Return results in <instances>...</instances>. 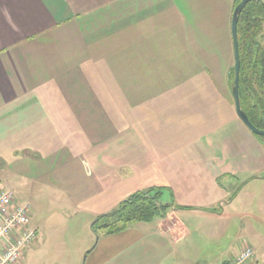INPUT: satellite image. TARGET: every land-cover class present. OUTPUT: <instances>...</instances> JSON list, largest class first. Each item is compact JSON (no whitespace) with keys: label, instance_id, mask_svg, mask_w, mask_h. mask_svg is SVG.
Listing matches in <instances>:
<instances>
[{"label":"crops","instance_id":"1","mask_svg":"<svg viewBox=\"0 0 264 264\" xmlns=\"http://www.w3.org/2000/svg\"><path fill=\"white\" fill-rule=\"evenodd\" d=\"M235 1L211 16L217 27H190L173 1L0 0V158L9 152L12 173L29 180L1 190L32 211L18 194L63 192L91 228L137 192L163 188L171 206L168 221L85 239L84 264H232L247 246L248 264H264V217L240 211L254 183L264 192V140L237 116L229 86ZM164 77L196 79L179 87L204 98L171 96L147 119L144 89Z\"/></svg>","mask_w":264,"mask_h":264},{"label":"rangeland","instance_id":"2","mask_svg":"<svg viewBox=\"0 0 264 264\" xmlns=\"http://www.w3.org/2000/svg\"><path fill=\"white\" fill-rule=\"evenodd\" d=\"M172 1L175 2L176 6L178 5V9L180 11H183V17L186 22H191L190 27L195 26V24L201 25L205 18H208L207 27H217L218 24L221 23V20H218L217 18L222 19L221 4L224 3V0H218L217 5L213 7L212 4H199V12L194 11L193 8V5L196 3V0H162L163 7H166ZM239 1L240 0H236L235 5H237V2ZM115 3V5H117L118 2L116 1ZM213 11L214 13H212ZM102 14H105V11L104 13L99 12L97 16L101 17ZM211 16H216L217 18H211ZM167 19L170 20L171 15H168ZM173 21L174 18H172V22ZM261 38L263 39V41L261 42L264 46V35L261 36L260 39ZM211 63L213 64L212 68L214 70V73H216V71L218 70V72L221 73L220 66L217 63L221 64L222 62L212 61ZM230 64L231 65H229V67H233L235 61L234 63L231 62ZM211 81L213 84H222L221 77L218 76L212 78ZM197 82L198 81L196 79L195 81L191 82L190 77H164L161 78V84L157 85V79H152L150 81V89H144V91L146 92L144 93L143 98L141 100L144 104L142 109L143 117L150 120L156 119V108L159 111L164 109L163 107L166 105V103H169V97L171 96L174 97L173 101L179 102H183L184 100L196 102L200 99H203V92L195 93V91H192L193 89H190L191 93L187 95L184 93L185 91L180 89V87H183L185 85H188L191 88L192 84L195 85V83ZM229 83V86L233 88L232 84L234 83V79L230 80ZM169 84H172L174 86ZM222 92L220 93V95H223ZM213 101H215V103L220 102L216 101L215 98L212 99L210 102ZM181 106L183 105H180V107ZM21 153L22 152H20V156H22ZM2 154L4 156L0 158V189L11 188L15 190V186L13 185L14 182L16 184H20L21 186H27L29 184L28 178L24 179L23 177L21 178V176L17 177L14 173H12L13 164L11 163V157L9 156V152L8 156H5L4 152H2ZM3 158L8 161V164L5 163L4 160H2ZM177 161H183L185 164L186 162L189 163L188 159L183 158V155H179ZM249 190L254 191L258 194L256 198L252 200L251 207H246L243 209V211H240L245 213L250 210V213L257 216L261 221L264 217V192L261 189L259 183H254L249 188ZM49 192L50 189H44L43 194H39L37 196V199L36 197L33 198L32 196H30L29 193H26V195L18 194L19 199L21 201H24V203H32V208H34L35 210L31 212L30 227L31 229H36L37 231H39V234L41 235V239H39L40 241H37L35 244H33L35 245L34 248L30 249V247H27L24 249L21 264H84L86 259V253L84 252V248L87 247V245L85 244V239L88 240L87 238L93 236L94 234L91 228V223L89 224L86 216L83 215V213L77 211L75 206L69 203V199L67 198L68 196H64L63 192L61 195L60 192H55V194H57L56 198L50 197V195L48 194ZM170 210L171 209L167 211L165 217L159 219L161 220V222L168 221L171 218L169 217L171 213ZM239 231L240 229L235 231L234 234L236 232L239 233ZM253 244L257 245V242L255 243L253 241Z\"/></svg>","mask_w":264,"mask_h":264},{"label":"trees","instance_id":"3","mask_svg":"<svg viewBox=\"0 0 264 264\" xmlns=\"http://www.w3.org/2000/svg\"><path fill=\"white\" fill-rule=\"evenodd\" d=\"M263 35L264 0H255L244 8L238 23L240 96L244 111L261 130H264V46L260 39ZM231 75L235 76L234 69ZM258 138L264 140V137ZM163 196V188L137 192L113 212L99 216L92 224L96 243L104 236L117 235L136 224L152 223L165 217L171 206L162 203Z\"/></svg>","mask_w":264,"mask_h":264},{"label":"built area","instance_id":"4","mask_svg":"<svg viewBox=\"0 0 264 264\" xmlns=\"http://www.w3.org/2000/svg\"><path fill=\"white\" fill-rule=\"evenodd\" d=\"M31 206L17 201L12 191L0 189V264H20L24 249L38 239L31 229ZM255 250L245 247L232 264H248Z\"/></svg>","mask_w":264,"mask_h":264},{"label":"water","instance_id":"5","mask_svg":"<svg viewBox=\"0 0 264 264\" xmlns=\"http://www.w3.org/2000/svg\"><path fill=\"white\" fill-rule=\"evenodd\" d=\"M252 1L255 0H242L240 4H238L233 12L232 16V39H233V46H234V55H235V64H234V72H235V79L232 88V95L234 98L235 106H236V113L239 119L244 123V125L256 136L264 137V130L258 129L250 120L246 112L244 111L241 103V96H240V50H239V37H238V23L240 19V15L244 8Z\"/></svg>","mask_w":264,"mask_h":264},{"label":"flooded vegetation","instance_id":"6","mask_svg":"<svg viewBox=\"0 0 264 264\" xmlns=\"http://www.w3.org/2000/svg\"><path fill=\"white\" fill-rule=\"evenodd\" d=\"M234 77H235V76H234ZM234 77H233V75H231V73H230V80L235 79ZM233 84H234V83H233Z\"/></svg>","mask_w":264,"mask_h":264}]
</instances>
